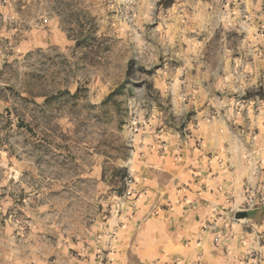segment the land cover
Returning <instances> with one entry per match:
<instances>
[{
    "label": "rangeland",
    "instance_id": "374dc122",
    "mask_svg": "<svg viewBox=\"0 0 264 264\" xmlns=\"http://www.w3.org/2000/svg\"><path fill=\"white\" fill-rule=\"evenodd\" d=\"M6 4L13 11L0 17V159L25 153L49 174L57 162L65 190L42 199L62 209L65 227H86L103 196L124 194L118 158L131 149L127 130L143 119L195 147L221 139L224 164L235 158L241 176L252 170L244 187L264 197V0ZM95 165L110 190L86 176ZM247 208L246 199L230 212L242 222Z\"/></svg>",
    "mask_w": 264,
    "mask_h": 264
},
{
    "label": "crops",
    "instance_id": "0c3cea01",
    "mask_svg": "<svg viewBox=\"0 0 264 264\" xmlns=\"http://www.w3.org/2000/svg\"><path fill=\"white\" fill-rule=\"evenodd\" d=\"M6 3L0 17L13 11ZM142 121L137 132L127 130L131 149L118 158L136 195L103 196L84 228L65 227L62 209L43 202L65 190L57 162L49 174L40 158L2 155L0 264H264V202L247 209L246 221L230 212L246 201L244 178L250 182L253 171L241 176L235 158L233 167L224 164L221 139L199 148L157 130L152 118ZM86 176L101 181L102 192L112 188L102 166Z\"/></svg>",
    "mask_w": 264,
    "mask_h": 264
},
{
    "label": "built area",
    "instance_id": "2783aa9c",
    "mask_svg": "<svg viewBox=\"0 0 264 264\" xmlns=\"http://www.w3.org/2000/svg\"><path fill=\"white\" fill-rule=\"evenodd\" d=\"M139 130V128H136V132ZM133 183V177L130 173H128V175L125 177V184H126V191L123 194L124 198H131L134 197L136 195V192L134 191V189L131 187ZM264 197H261L260 199L258 198H253V195H251L250 193H248V197H247V209H251L254 206H256L260 201H263Z\"/></svg>",
    "mask_w": 264,
    "mask_h": 264
},
{
    "label": "trees",
    "instance_id": "16d2710c",
    "mask_svg": "<svg viewBox=\"0 0 264 264\" xmlns=\"http://www.w3.org/2000/svg\"><path fill=\"white\" fill-rule=\"evenodd\" d=\"M133 67H134V61H130V64H129V73L133 70ZM113 96V95H111Z\"/></svg>",
    "mask_w": 264,
    "mask_h": 264
},
{
    "label": "water",
    "instance_id": "95a60500",
    "mask_svg": "<svg viewBox=\"0 0 264 264\" xmlns=\"http://www.w3.org/2000/svg\"><path fill=\"white\" fill-rule=\"evenodd\" d=\"M245 217H246V213H245Z\"/></svg>",
    "mask_w": 264,
    "mask_h": 264
}]
</instances>
